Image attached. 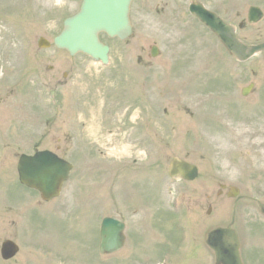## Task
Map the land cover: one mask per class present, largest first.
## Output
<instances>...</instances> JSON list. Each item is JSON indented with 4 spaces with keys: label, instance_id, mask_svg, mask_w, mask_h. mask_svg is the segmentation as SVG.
Returning <instances> with one entry per match:
<instances>
[{
    "label": "rangeland",
    "instance_id": "obj_1",
    "mask_svg": "<svg viewBox=\"0 0 264 264\" xmlns=\"http://www.w3.org/2000/svg\"><path fill=\"white\" fill-rule=\"evenodd\" d=\"M197 1L226 23H244L236 36L245 44L264 42V0ZM80 2L0 0V243L19 247L0 264H149L177 236L176 221L193 262L206 233L230 221L233 201L219 185L264 203V52L237 63L187 14V0L135 2L131 38L107 42L108 67L39 49ZM250 6L263 12L253 25L245 23ZM39 150L72 165L47 204L15 170L20 155ZM174 157L198 168L194 181L168 178ZM104 217L127 229L123 250L109 256L97 252ZM234 228L245 263L264 264L254 202L237 204Z\"/></svg>",
    "mask_w": 264,
    "mask_h": 264
},
{
    "label": "water",
    "instance_id": "obj_2",
    "mask_svg": "<svg viewBox=\"0 0 264 264\" xmlns=\"http://www.w3.org/2000/svg\"><path fill=\"white\" fill-rule=\"evenodd\" d=\"M133 1L135 0H82L79 11L63 22L61 32L53 39L54 47L66 51L70 56L81 53L106 65L108 48L99 42L98 34L102 32L110 38H127L131 33L129 7ZM189 11L216 35L235 60L245 62L264 51V42L257 45L243 44L236 38L233 26L224 24L201 5L192 2ZM261 17L262 13L258 8H249L248 23H255ZM38 46L46 48L49 44L40 39ZM152 55H155L154 48ZM248 92L249 88L243 90L244 95ZM70 169L69 164L48 152H37L33 156L22 155L17 163L20 184L37 190L44 201L58 196ZM168 175L173 179L192 181L197 176V170L193 165L173 158L169 162ZM237 193V189L232 187L227 197H235ZM258 207L264 215V206L258 203ZM232 224L233 217L227 228L213 229L207 235L206 244L214 253L215 264H242L239 242L235 231L231 229ZM122 231L123 224L120 222L110 218L102 220L99 235L100 254H111L122 247ZM16 252L17 247L12 242L2 243V259H10Z\"/></svg>",
    "mask_w": 264,
    "mask_h": 264
},
{
    "label": "flooded vegetation",
    "instance_id": "obj_3",
    "mask_svg": "<svg viewBox=\"0 0 264 264\" xmlns=\"http://www.w3.org/2000/svg\"><path fill=\"white\" fill-rule=\"evenodd\" d=\"M145 139L147 141L148 137L145 136ZM180 240V238L175 237L154 261V258L150 259L149 264H213V255L205 244V238H202L198 244L200 253L195 254L198 256L193 262L191 260L194 255L189 252V243L183 244Z\"/></svg>",
    "mask_w": 264,
    "mask_h": 264
}]
</instances>
